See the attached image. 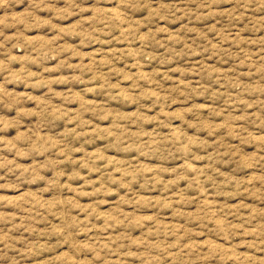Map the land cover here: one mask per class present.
Listing matches in <instances>:
<instances>
[{
  "label": "rangeland",
  "instance_id": "obj_1",
  "mask_svg": "<svg viewBox=\"0 0 264 264\" xmlns=\"http://www.w3.org/2000/svg\"><path fill=\"white\" fill-rule=\"evenodd\" d=\"M0 264H264V0H0Z\"/></svg>",
  "mask_w": 264,
  "mask_h": 264
}]
</instances>
